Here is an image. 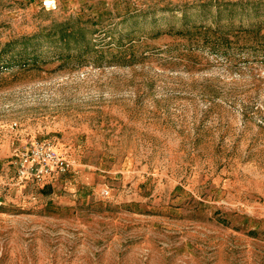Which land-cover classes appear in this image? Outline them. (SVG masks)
I'll use <instances>...</instances> for the list:
<instances>
[{"label":"rangeland","instance_id":"374dc122","mask_svg":"<svg viewBox=\"0 0 264 264\" xmlns=\"http://www.w3.org/2000/svg\"><path fill=\"white\" fill-rule=\"evenodd\" d=\"M259 19L264 0H0V264H264V56L196 32Z\"/></svg>","mask_w":264,"mask_h":264},{"label":"trees","instance_id":"16d2710c","mask_svg":"<svg viewBox=\"0 0 264 264\" xmlns=\"http://www.w3.org/2000/svg\"><path fill=\"white\" fill-rule=\"evenodd\" d=\"M255 18L258 16V13L260 15V12L258 10V7L255 8L254 12H252ZM262 19L255 20L252 23L248 24L247 26L240 23L239 26H232L236 28H229V29H222L220 27H211V26H204L200 25L196 27V32L202 33L204 43H208L209 47L212 51H220V53L227 54L228 50H237L238 52L246 51V50H252L255 55H261L264 56V32H261V27L263 26ZM75 25V23H73ZM73 24H70L69 21H63L58 22L54 24L56 27V32L59 33L58 39L62 42L66 43V46H68V41L74 40L75 44H78V42H81L80 38H82V35L85 33L84 30H81V28L74 29ZM72 27L71 29L69 28ZM190 31V30H188ZM48 35H54L55 32H48ZM34 36H26L21 38L20 41H22V49L18 52V58L16 59L18 62L24 63L23 65H26L28 63L27 56L29 52H32L31 58L36 57L37 52L33 48H31L30 51H28V47L31 43H27L31 38ZM18 41L13 40L6 44L4 49H11L16 45ZM83 47H78L76 50L79 54H82L83 52H87L90 49V44H83ZM70 49V48H69ZM75 49V48H73ZM25 53V54H24ZM0 62H1V56H0Z\"/></svg>","mask_w":264,"mask_h":264},{"label":"built area","instance_id":"2783aa9c","mask_svg":"<svg viewBox=\"0 0 264 264\" xmlns=\"http://www.w3.org/2000/svg\"><path fill=\"white\" fill-rule=\"evenodd\" d=\"M36 149H40L41 150V148H36ZM41 151H43V150H41ZM44 153H45V155L47 156L48 159H52L53 160V163L57 167L63 163L62 160H60L59 158H56L53 154H51L49 152L48 153L44 152ZM43 171H44L43 167H39V168L36 169V174L37 175H41L43 173ZM21 173H22L21 175H23V174H27L28 172H26L25 170H22Z\"/></svg>","mask_w":264,"mask_h":264}]
</instances>
